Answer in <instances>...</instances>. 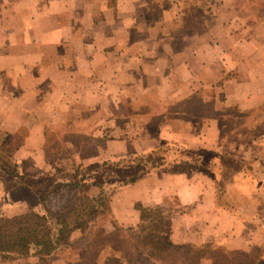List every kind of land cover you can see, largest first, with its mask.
<instances>
[{
  "label": "crops",
  "instance_id": "crops-1",
  "mask_svg": "<svg viewBox=\"0 0 264 264\" xmlns=\"http://www.w3.org/2000/svg\"><path fill=\"white\" fill-rule=\"evenodd\" d=\"M236 2L0 0V128L28 133L15 148L17 163L33 158L38 168L51 165L49 151L55 149L44 128L55 127L46 121L59 124L68 111L76 117V108L97 112L95 130L102 139L113 133L154 135L106 140L104 151L94 156L68 157L76 164L103 163L108 151L120 162L127 151L160 154L163 145L196 152L200 163L208 152V172L163 177L154 169L116 193L110 207L114 221L120 227L139 223V212L120 214L116 199L128 206L135 201L162 207L173 197L179 210L167 215L171 243L229 253L261 247L255 263L264 264V156L260 143L240 142L256 124L226 131L223 121L225 111L256 116L264 110V20L240 17ZM189 11L195 13L192 23ZM43 91L55 99L54 108L37 104ZM66 95L76 105H69ZM145 97L148 106L136 111L134 104ZM128 102L134 103L129 114L123 110ZM137 116L148 125L111 124L114 118ZM222 134L232 138L223 142ZM150 184L156 194L145 196L146 189H154ZM3 194L0 186V201Z\"/></svg>",
  "mask_w": 264,
  "mask_h": 264
},
{
  "label": "rangeland",
  "instance_id": "rangeland-1",
  "mask_svg": "<svg viewBox=\"0 0 264 264\" xmlns=\"http://www.w3.org/2000/svg\"><path fill=\"white\" fill-rule=\"evenodd\" d=\"M236 1L238 12L237 14L240 17L246 16L255 20L256 18L261 21L264 20V4L255 5L249 0ZM188 14L190 17V23H192L191 20L193 17H195V13L194 11H189ZM202 19H205V22L208 23V21H210L209 14L204 13L202 15ZM66 74L68 75V73ZM155 94V92H152V94L148 95L147 97ZM41 96L43 99L42 101L37 100V104L43 109H52L56 106L55 99H52L51 95L45 96V93L43 91L41 93ZM147 97H145L146 101L144 99L142 102H139L137 104L128 102L123 110H127L126 113L129 114V112L134 111L131 104L137 106V108L135 107V110L138 109V105L141 104L144 106H148ZM66 99L68 100L69 105H76L74 104V101H72V95H66ZM78 106H80V104H78ZM76 110V117H74V114L70 113L69 111L65 113L62 112L63 116H61V122L59 124L55 123L57 120L54 121V124L51 122L52 119L46 121L47 123H50L48 125L55 127L54 131L51 128H47V125L44 128L48 146L52 147V149L55 150L49 151L50 162L52 164H48L43 168L36 167V159L33 158H30L22 163H17V160L15 159V148L16 146L20 145L23 139L27 136L28 133L26 132V130L19 129L18 133L11 134L5 132L3 128H0V186H2V191L4 193L0 201V220L13 218L21 214H25L29 211L43 213L44 210L37 193L43 192L46 189L50 188L53 182L73 181L78 182L81 187L83 185L84 188H81L79 191L81 192L80 195L82 197L95 200V202H92L90 204V207L93 206V211H97L98 214L97 216L93 215L89 218V226L92 229L101 228L106 231H112L113 225L115 223L113 215H110L109 213V208L112 206V197H114L116 193H118L122 189H126L128 186L133 184L132 182H129L130 178L136 176V182L138 178H140L141 176H146L154 169L160 170L159 173H162L164 177L165 173L179 174L182 171L191 172V170H193V172L195 170H201V173L203 171L208 172V169L212 168V166L208 165L211 159L210 153L203 152L205 153L204 157L202 158L203 163H200V159L197 160L196 156L198 153L196 154V152H194L193 155H187L186 151H183L179 148H174V146L171 145H168L167 147L166 145L161 146V149L159 151L160 154H157V152L151 153L152 151L144 153L127 151L125 155L119 156L121 157L119 158V160H121L122 158L124 159L123 162L113 160L112 156L108 157L109 154H112L108 151L109 154L106 156V161H104L103 163L99 161L93 164H84L80 162L76 164L72 159L70 161L68 157H72L73 154L77 153L81 157L94 156L97 153L104 151L103 146L106 140L116 141L119 137H121V135H123H117L116 133H113L108 134L110 139H107V137L105 136L102 139L100 134H98L95 130L97 124L99 125V123H97L96 121L98 119L96 117L97 112L95 110L91 112H84L77 108ZM258 113L259 114L256 113L257 115L255 116L254 114H243L240 112L227 113V111H225L224 115H222L224 116L223 121L226 125V131H230L233 128L242 129L246 124H256L255 126H253L254 128H252V134L247 133L242 135L240 142L248 143L249 141L254 140L255 143H260L261 147L258 148V152H260L261 154H263L262 156H264V110L262 112L258 111ZM112 120V125H122L123 127H125L126 125L130 128L134 126L132 125L133 123H139L140 125H148L149 123V121L144 122V119L138 116L136 118H114ZM147 120L149 119L147 118ZM156 121L157 119H153L152 122H150V126L154 127V125H156ZM42 122L45 123L44 119H42ZM123 136L132 138H149L150 136L154 135L149 132L142 134L128 133ZM228 138L231 139L232 135L222 134L223 142H226ZM163 147L167 149L162 150ZM112 150L116 151L115 147H113ZM225 151L229 152L228 150ZM194 156L196 158H194ZM167 160H170L171 164H167ZM225 160V164L226 162L228 163L226 164L227 167L225 168H227V171L228 169L232 171L234 167L229 165L230 161L228 159ZM226 177L229 176L226 175ZM26 181L32 182V187L27 186L25 183ZM15 182L18 184H14ZM15 185L19 187L14 189ZM150 185L154 186L152 184ZM155 188L156 186H154V189H146V193L148 194L144 193V195L149 196L150 193L156 194ZM136 203L137 202L132 201L128 206V204H125L122 199H120V201L116 199L115 207L120 212V214H126V212L131 209H134L137 212L138 210L135 208ZM177 203L178 202L175 198L167 197L163 204L164 207H157L161 208L166 215H171L176 211L178 212L179 207L177 206ZM141 206L146 208L155 207L152 205ZM86 216L87 214H84V217ZM122 228L125 229L129 227ZM131 228L133 229L135 227L132 226ZM132 232H134V230ZM80 238H82V234L80 233V231H74L69 236L66 243L58 246L51 253L49 257L50 264H67L74 261V247L78 246L76 242ZM204 249V251L206 252L216 250V248L211 247H204ZM102 252V254H98V261L100 263L103 262L106 257L112 256L113 254L107 248H105ZM260 253L261 247H254L248 253L233 252L234 255L232 257L235 262L239 261V264H246L247 260H249V262L252 264H256V258L260 256ZM140 256H142V254ZM0 264H38V256L36 255L33 248H30L26 256L16 254H11V256H4L0 254ZM149 264L155 263L151 261L149 262ZM201 264H204L203 261H201Z\"/></svg>",
  "mask_w": 264,
  "mask_h": 264
},
{
  "label": "trees",
  "instance_id": "trees-1",
  "mask_svg": "<svg viewBox=\"0 0 264 264\" xmlns=\"http://www.w3.org/2000/svg\"><path fill=\"white\" fill-rule=\"evenodd\" d=\"M136 178H130L129 182L134 183ZM25 183L32 187V182ZM18 187L15 185L14 189ZM81 188L84 187L78 182H53L50 188L37 193L43 213L29 211L0 220V254L26 256L33 248L38 264H50L51 253L66 243L74 231H80L82 238L74 247L75 259L67 264H149L151 261L155 264H200L202 260H207V264H239L234 261L233 253L219 248L206 252L204 247L171 243L168 217L157 206L146 208L136 204L139 223L133 229H124L116 222L112 231L92 229L88 220L98 214L93 206L90 207L95 200L82 197ZM109 213L111 215L110 208ZM105 248L113 254L100 263L98 254ZM249 263L247 260L246 264Z\"/></svg>",
  "mask_w": 264,
  "mask_h": 264
}]
</instances>
